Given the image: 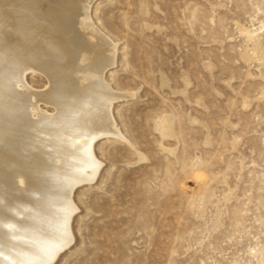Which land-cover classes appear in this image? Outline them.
Returning <instances> with one entry per match:
<instances>
[{
	"label": "rangeland",
	"instance_id": "obj_1",
	"mask_svg": "<svg viewBox=\"0 0 264 264\" xmlns=\"http://www.w3.org/2000/svg\"><path fill=\"white\" fill-rule=\"evenodd\" d=\"M90 15L117 45L104 80L124 139L95 142L104 165L75 189L74 242L52 264H260L264 63L248 33L264 0H95ZM1 246L0 264L26 262Z\"/></svg>",
	"mask_w": 264,
	"mask_h": 264
},
{
	"label": "bare ground",
	"instance_id": "obj_2",
	"mask_svg": "<svg viewBox=\"0 0 264 264\" xmlns=\"http://www.w3.org/2000/svg\"><path fill=\"white\" fill-rule=\"evenodd\" d=\"M94 1L0 0V40L6 45L0 49V242L4 250L21 246L28 254L24 264L55 263L70 248L73 193L104 165L94 144L122 135L112 110L121 95L104 80L117 45L92 21ZM248 36L252 56L263 65L264 24ZM29 72L45 76L49 86L31 88ZM160 126L169 132L168 119Z\"/></svg>",
	"mask_w": 264,
	"mask_h": 264
}]
</instances>
